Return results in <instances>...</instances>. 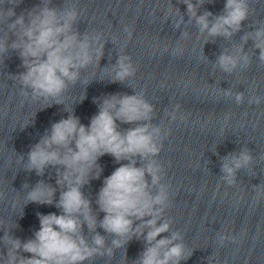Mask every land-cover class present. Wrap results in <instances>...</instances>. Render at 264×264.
Segmentation results:
<instances>
[{
  "label": "clouds",
  "instance_id": "clouds-1",
  "mask_svg": "<svg viewBox=\"0 0 264 264\" xmlns=\"http://www.w3.org/2000/svg\"><path fill=\"white\" fill-rule=\"evenodd\" d=\"M19 2L0 0V24L6 25L0 36V58L4 60L10 52L18 54L24 71L16 76L23 96L43 99L48 102L47 107L64 106L63 97L70 85L90 82L82 79L81 73L99 64L109 41L102 32L81 33L76 27L80 12L68 0L59 7L53 6L52 0H40L26 14L17 15L14 8ZM182 3L186 5V13L181 14L178 7L169 3L164 14L165 21L173 19L175 29L185 24L186 15L189 22L194 21L198 33H206L212 42L217 37L231 39L243 31L241 46L217 56L216 65L224 73L232 74L237 68L248 69L252 65V56L243 48L249 41L254 52L258 50L256 59L264 66V22L255 21L252 30L243 29L250 12L248 0H225L218 15L207 10L198 14L205 0H182ZM188 36L186 30L180 34L181 39ZM111 42L115 43V39ZM182 51L177 46L172 54ZM111 67L113 83H123L136 73L131 58L121 53ZM133 91L132 95L94 99L99 111L88 125L81 123L73 108L64 106L67 118L45 129L39 141L30 146L26 163L24 156H20L23 170L35 171L37 176L42 177L49 167L56 169V185L60 189L56 199L57 188L44 180H39L30 190L25 183V204L54 205L60 214L37 213L39 228L25 241L14 237L12 229L6 230L0 237L4 246L0 251L2 264H85L96 257L111 261L119 249H124L127 259L126 245L133 239L142 241L144 248L132 264H182L192 256L181 232L173 230L171 220L164 218L171 202L170 185L164 182L165 170L157 157L169 129L163 123H153L154 105L143 92ZM222 94L234 97L237 105L244 101V93L234 94L231 88L223 89ZM248 102L260 104L261 97L252 96ZM165 115L171 122L185 120L183 113L178 115L175 110L166 111ZM213 153L218 155L215 149ZM104 155L113 157L119 166L103 178L94 211L92 200L82 189L90 181L101 178L103 167L99 160ZM253 161L252 150L247 146L221 157L220 180L228 186L234 185L237 173L249 170ZM260 188L261 185H253L254 190ZM98 213L104 214L102 219ZM85 225L90 240L84 234ZM97 228L106 235L97 232ZM106 237L112 238L110 243ZM217 239L223 245L225 240L234 241L235 237L218 233Z\"/></svg>",
  "mask_w": 264,
  "mask_h": 264
}]
</instances>
